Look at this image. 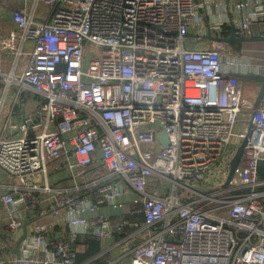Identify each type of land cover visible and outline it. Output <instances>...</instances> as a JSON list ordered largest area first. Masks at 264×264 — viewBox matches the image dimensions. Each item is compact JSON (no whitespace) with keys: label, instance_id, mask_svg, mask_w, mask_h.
<instances>
[{"label":"built area","instance_id":"obj_1","mask_svg":"<svg viewBox=\"0 0 264 264\" xmlns=\"http://www.w3.org/2000/svg\"><path fill=\"white\" fill-rule=\"evenodd\" d=\"M32 1L11 13L18 45L0 44L14 59L0 69V169L18 180L0 195L12 236H1L0 264H80L74 240L85 234L105 250L82 264H264V92L244 105L239 76L264 74V53L256 62L209 36L186 44L230 0ZM238 22L234 34L247 37L252 19ZM222 33L209 25L202 36ZM154 139V152L142 147ZM60 164L70 187L47 181ZM155 177L166 192L148 187ZM61 206L70 236L30 220L17 256L25 212Z\"/></svg>","mask_w":264,"mask_h":264},{"label":"crops","instance_id":"obj_2","mask_svg":"<svg viewBox=\"0 0 264 264\" xmlns=\"http://www.w3.org/2000/svg\"><path fill=\"white\" fill-rule=\"evenodd\" d=\"M262 5L263 2L262 0H250L249 5L246 8H234L232 5V2L230 0V3L225 6V8L223 10H216L214 12V17L216 19H214V21H212L209 18H205V19H201L200 21H198L199 25H197L195 28H193L192 30V34L190 35L191 37H197V36H202V33H205L207 31V28L209 27V25L211 26H218L220 28L221 24H219V19L221 18V16L223 14L228 13L229 15V23L228 24H234L237 25L239 24L238 20L240 18L243 17H250L252 19V22H262L264 20V12L262 9ZM264 9V8H263ZM219 13L218 15L216 13ZM257 12L258 15H257ZM8 13V12H7ZM10 13L8 14H4L2 17H0V35L1 34H7L8 31H10L11 29L8 28V18H10L9 16ZM12 17V14H10ZM13 20V17H12ZM10 24V23H9ZM232 24L230 25V27L232 26ZM221 30V29H220ZM251 32V29H250ZM249 32V34H250ZM224 34V33H222ZM210 36V34L207 35H203L199 40H193L190 41V44L192 46L195 47H203L206 45L205 43V37ZM3 38V37H2ZM1 44V43H0ZM10 44H14L13 42ZM17 44V43H15ZM18 45V44H17ZM235 49V47H234ZM242 53V55H249L252 59H254L256 62H260L261 58H262V54L264 53V39H257L255 41H251V42H244L242 44H240V50L237 51ZM13 58L7 53L4 52L2 50H0V69L5 71L8 70L9 66H10V60H12ZM19 71V70H18ZM36 97L25 93L23 95L22 98V102L25 103V106L29 105L30 107H35L36 106V102L37 100H35ZM21 105H19L18 108H20ZM5 115V114H4ZM3 128H4V118H2V120L0 121V137H2L4 135L3 133ZM64 164H60L57 167L52 168L51 166L49 167V176L47 177V181L48 183L53 186V187H60V188H66V187H70L72 184V180L69 176V174H66L65 176H63L62 178L58 179L56 176H61L63 173V168ZM36 180H39L41 182H44L46 180L45 176L39 174L35 177ZM159 178L155 177L152 178L150 180V183L148 185V187L154 191H158V192H166V184L163 181L162 185L158 184L157 180ZM18 180L13 177L12 175L4 172L3 170L0 169V195L1 193H3L6 190H10L12 189V185H14ZM131 199H132V195H127L125 198V201L127 202L126 207L129 208L131 206ZM49 207L52 206V204H48ZM47 206V207H48ZM65 206H61L59 207V213L55 214L53 212L48 213L47 215H40L35 209L25 212L27 215V219L28 221L33 220L32 223H42L45 224L47 226V228L49 230H51L52 233L54 234H62L66 237H69V229H68V223H67V218H66V212H65ZM113 215L112 218L114 220H118L121 215L115 213L114 211H112ZM140 214L135 215V217L140 218L139 216ZM7 221V208L4 206V204L1 202L0 200V243H3V239L1 238V236L6 240H8V238L11 236L10 234L6 233L3 231L4 229V225L6 224L5 222ZM88 235V234H85ZM84 235L79 236L78 238H76L74 240V246L77 248L78 252H80L83 248V242L84 240ZM19 238V235L17 236V239L14 241V244L16 246V242ZM12 239V236H11ZM108 246H111L110 241L108 240ZM100 252L96 253L95 255L91 256L90 258L86 259L88 260H92L93 258H95L97 255H99L102 250H105L103 248V246L101 245L100 248ZM85 261V260H83ZM83 261H79L80 264H82Z\"/></svg>","mask_w":264,"mask_h":264},{"label":"rangeland","instance_id":"obj_3","mask_svg":"<svg viewBox=\"0 0 264 264\" xmlns=\"http://www.w3.org/2000/svg\"><path fill=\"white\" fill-rule=\"evenodd\" d=\"M32 2H33L32 0H0V17H2L7 12L11 14L12 11L17 9V8H23V10L25 12H27L31 9ZM5 5H7V11L5 10V7H4ZM215 11H216V9H214V8L207 10L208 18L210 17V19L212 21H214V19H216L214 17ZM10 14H9L10 20L8 22V28H10L11 30L13 29V30L8 31L7 34H1L0 35V43L5 44V45H9L12 42L17 43V44L19 43V30L16 27L17 23L14 21V19L12 20V17ZM42 15L43 14H41V8L39 6L36 16L39 18H42ZM206 16H207V14L204 15V18H206ZM228 23H229L228 13L223 14L221 16V18L219 19V24H221L220 29L225 34L228 33L230 30V24H228ZM193 40H195L193 37L188 38V40L186 41V44L192 46L190 44V41H193ZM239 47H240V45L235 46V50L237 49V51H238L240 49ZM26 50H28V48H26ZM238 53L240 55H242V53H240V52H238ZM26 61H27L26 55L22 54V56L20 57L19 71L26 65ZM13 62H14V59H12L11 63H13ZM245 85H246V96L244 99V105H248L249 102H251L252 99L257 96L260 83L257 82L256 80H246ZM10 103H11V98H9L7 100L6 110L8 109ZM241 118L243 119V115L241 116ZM237 124H242V121H238ZM157 145H158V141H156V139H154L153 141L142 143V147L144 149L148 148V149H151V151H153V152L155 151V146H157Z\"/></svg>","mask_w":264,"mask_h":264},{"label":"water","instance_id":"obj_4","mask_svg":"<svg viewBox=\"0 0 264 264\" xmlns=\"http://www.w3.org/2000/svg\"><path fill=\"white\" fill-rule=\"evenodd\" d=\"M8 20H10V18H8ZM210 38H215L219 41H223L226 42L228 44H230L231 46H238L244 42H251V41H255L257 39H264V20L261 22H252L251 24V32L247 37H238L234 34V30H233V25L232 27H230V30L228 33H224L222 36H209ZM240 77H242L243 79L246 80H256L257 82L260 83L259 86V90H258V94H257V98L256 101L254 103V108H257L259 100L264 92V74H242L239 75ZM160 138L163 142V144L166 143L167 141V136L165 133H161ZM243 146L244 143L238 148L236 154L234 155V157L231 160V170L229 173V178L233 175L236 167L239 165L241 158H242V153H243ZM33 221V220H32ZM26 222L24 225V231L23 234L21 235V237L19 238V240L16 243L15 246V253L17 256H19L20 254V243L21 241L26 237L27 234V226L32 222Z\"/></svg>","mask_w":264,"mask_h":264},{"label":"trees","instance_id":"obj_5","mask_svg":"<svg viewBox=\"0 0 264 264\" xmlns=\"http://www.w3.org/2000/svg\"><path fill=\"white\" fill-rule=\"evenodd\" d=\"M240 48V47H239ZM240 50V49H239ZM238 50V51H239ZM237 51V49H236ZM141 217V215H139ZM83 248L78 252V261H83L100 252L101 242L94 235H84ZM97 260L96 262H98Z\"/></svg>","mask_w":264,"mask_h":264}]
</instances>
